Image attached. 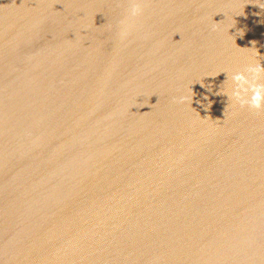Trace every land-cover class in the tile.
I'll return each instance as SVG.
<instances>
[{
    "label": "water",
    "instance_id": "obj_1",
    "mask_svg": "<svg viewBox=\"0 0 264 264\" xmlns=\"http://www.w3.org/2000/svg\"><path fill=\"white\" fill-rule=\"evenodd\" d=\"M259 2L0 0V264H264Z\"/></svg>",
    "mask_w": 264,
    "mask_h": 264
},
{
    "label": "clouds",
    "instance_id": "obj_2",
    "mask_svg": "<svg viewBox=\"0 0 264 264\" xmlns=\"http://www.w3.org/2000/svg\"><path fill=\"white\" fill-rule=\"evenodd\" d=\"M143 0H127L128 8L125 11L123 20L120 22V31L118 33L121 40L127 39L133 28V21L140 17L143 13L141 3ZM264 5V0H260L258 6ZM218 24V23H217ZM230 26L229 28H231ZM228 28V29H229ZM252 57L256 58L249 62L242 71H237L234 74H227L226 80L231 81L230 90L220 89V93L226 95L228 101L239 104L240 107L247 106L251 109L260 110L264 108V66L261 65L258 56L259 53L255 47L248 48ZM225 73L223 70L217 72L215 77L219 73ZM202 83V81H200ZM193 93L190 90V95L181 97V101H189L192 103Z\"/></svg>",
    "mask_w": 264,
    "mask_h": 264
}]
</instances>
